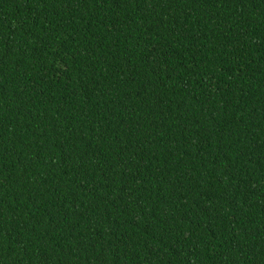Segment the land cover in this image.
I'll return each mask as SVG.
<instances>
[{"label":"trees","instance_id":"trees-1","mask_svg":"<svg viewBox=\"0 0 264 264\" xmlns=\"http://www.w3.org/2000/svg\"><path fill=\"white\" fill-rule=\"evenodd\" d=\"M0 264H264V0H0Z\"/></svg>","mask_w":264,"mask_h":264}]
</instances>
